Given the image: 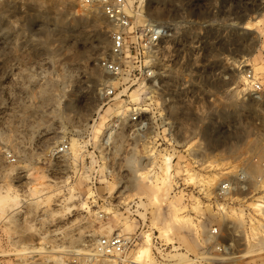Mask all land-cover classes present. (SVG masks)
<instances>
[{"label":"rangeland","instance_id":"374dc122","mask_svg":"<svg viewBox=\"0 0 264 264\" xmlns=\"http://www.w3.org/2000/svg\"><path fill=\"white\" fill-rule=\"evenodd\" d=\"M147 3L165 13L146 15L165 25L171 39L157 64L158 80L126 95L132 103L143 100V110L156 105L166 116V124L144 139L171 135L176 142L149 151V144L131 142L128 129L109 131L114 119L109 121L105 90L112 80L100 69L109 26L100 11L83 8L81 0H0V264H96L74 251L90 253L111 230L139 236L129 262L146 234L156 264H264L263 252L221 260L249 246L263 250L264 238L252 239L251 230L264 233V217L256 214L249 228L244 210L233 207L247 194L224 201L208 194L241 169L248 173V190L264 192V75L257 77L261 100L244 99L242 82L243 71L264 69V0ZM61 145L67 153L51 164ZM149 155L157 168L169 165L171 174L168 194L159 192L155 204L154 176L138 170L140 157ZM188 172L213 181L190 184ZM121 189L124 203L136 201L137 209L118 206ZM195 200L200 214L191 210ZM170 203L191 218L194 231L171 224ZM209 227L228 237L215 241L227 255L208 250ZM159 230H168L169 241ZM184 253L194 263L172 258Z\"/></svg>","mask_w":264,"mask_h":264},{"label":"built area","instance_id":"2783aa9c","mask_svg":"<svg viewBox=\"0 0 264 264\" xmlns=\"http://www.w3.org/2000/svg\"><path fill=\"white\" fill-rule=\"evenodd\" d=\"M146 2L147 0H81L83 8L99 10L109 26L108 53L100 62V69L112 80L105 90L106 105L112 108L109 121L111 122V118L114 119V122L109 125V131L114 134L128 129L134 138L131 142L149 144L147 147L149 151L154 145L171 147L176 145V142L171 135L152 140L144 139L152 130H158L166 124L164 121L166 116L159 112L160 108L156 105H150L149 111L143 110L145 108L143 100L132 103L126 95L133 87L145 86L151 81L158 80L157 64L162 50L171 39L170 30L165 25L159 24L146 15ZM242 82L245 87L244 99L261 100L263 90L252 70L243 71ZM67 151V145L57 147L51 155L50 163L53 164ZM152 157L150 155L140 157L138 170L141 175L153 177L159 173V167L152 163ZM196 164L195 161L194 165ZM227 170L230 172V169ZM248 179L246 171L238 170L218 181L208 194L223 201L230 199L233 195L247 194L248 196L242 199L235 198L237 202L233 203V207L244 210L250 228L253 222L256 223V220H253L256 213L254 209L247 207L251 205L263 212L264 192L249 191ZM180 185V182L176 183L175 191ZM123 192L124 190L121 189L116 196L118 206L137 209L136 201L124 203ZM204 238L207 242V239L213 241L208 250L211 249L219 255L228 254L223 245L215 242L228 238L221 235L218 228L209 227ZM139 243V236L111 235L100 238L93 245L89 259L96 264H131L129 262L131 253L136 250ZM206 250L201 251L204 253Z\"/></svg>","mask_w":264,"mask_h":264},{"label":"bare ground","instance_id":"6f19581e","mask_svg":"<svg viewBox=\"0 0 264 264\" xmlns=\"http://www.w3.org/2000/svg\"><path fill=\"white\" fill-rule=\"evenodd\" d=\"M158 1L162 2V3H168V2L171 3L173 0H158ZM148 6L150 7V3L146 4V13L148 16L150 14H152L151 16H153V19L164 17L165 13H162V11H160V9H157V8H153V9L149 8L148 9ZM258 24H259V21L252 24L251 26H257ZM249 27H250L249 24L244 25L245 29H249ZM248 67H249V65L247 64V65H244L242 68H248ZM258 68H259V73H257V69H252L256 77H258L260 75H264V69H262L260 67H258ZM136 94H137V92H133L131 94V97L134 98L135 100H137ZM110 137H111L110 134H105L104 138L106 139V142H108L110 140ZM76 148H77V144L75 141L72 140L70 143V151L72 152V154H75ZM164 161H166V159H164ZM130 165H131V167L134 168L135 163L132 161V162H130ZM206 168L214 169V167H212L211 165L206 166ZM158 169H159V173L155 174L154 181L152 184H150L151 190L153 192V197H152L151 202L154 204L158 203L157 202L158 193L162 191V192H166V195H167L169 187H170V185H169V179L171 177L170 176L171 174L169 171L170 166L165 164V165L159 167ZM187 175H188V177L186 179H187V182H189L190 184L205 186V183L207 185H209L210 182L213 181V179H211V181L210 180L204 181L205 179L204 180L198 179L193 174H189V172L187 173ZM138 177H140L141 179L144 178L141 175H138ZM261 188L264 190V183L262 184ZM200 205L201 204L197 200H195L191 210L196 214H200V207H201ZM169 206H170V209L173 210V212L171 214V224H175V225H178L180 227H185V228H192L191 230L194 231V229L196 228V225L195 226L193 225L191 218H189L187 215H185V213L182 211V209L178 205H176L175 203H170ZM249 207L254 209V212L256 214H260L261 216L264 217V212L255 209L254 206L249 205ZM218 209L221 210L220 207H218ZM103 212L106 215H114V217L116 216L115 213H110V210H103ZM96 216H98V214H96ZM240 216H241V214H238L239 218H240ZM122 225L124 227L123 231L126 233H129L131 228L129 225H127V222L123 223ZM257 226H260V224H257ZM251 231H252V239H257L259 237L264 238V233L255 232V229L251 230ZM159 233H160V236L162 238H165V240L169 241L167 239L168 230H166V231L165 230L164 231L159 230ZM109 235H117V234L114 230H111L108 233V236ZM150 237H151V235H146V234L143 235V237H142L143 247H141V249H139L134 254L133 260H131V264H156V263H154V260H153L152 254H151V250H150V247H151V238ZM249 247H250V250L248 252H241L239 254H234L235 255L234 257H232V254H228L227 257H223L221 260L226 261V260L246 259V258H250V257H255L262 252L264 253V249L263 250H255L254 246H249ZM74 254H76V256L86 257L87 259H89V257H90V253L84 252V251H74ZM172 258L177 259L180 262H182L183 259L186 260L185 262H182V263H194L193 260H189L187 258V255L185 253L184 254H177V255L173 256Z\"/></svg>","mask_w":264,"mask_h":264}]
</instances>
